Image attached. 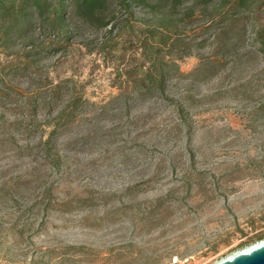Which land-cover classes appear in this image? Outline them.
<instances>
[{
  "label": "rangeland",
  "instance_id": "1",
  "mask_svg": "<svg viewBox=\"0 0 264 264\" xmlns=\"http://www.w3.org/2000/svg\"><path fill=\"white\" fill-rule=\"evenodd\" d=\"M131 11L139 34L150 16ZM185 24L190 56L163 94L126 74L127 32L104 55L83 44L105 31L79 26L66 56L34 68L13 55L22 40L0 52L22 64L0 88V183L23 177L0 203V264H214L264 240V4L227 28ZM71 86L82 104L48 157Z\"/></svg>",
  "mask_w": 264,
  "mask_h": 264
},
{
  "label": "trees",
  "instance_id": "2",
  "mask_svg": "<svg viewBox=\"0 0 264 264\" xmlns=\"http://www.w3.org/2000/svg\"><path fill=\"white\" fill-rule=\"evenodd\" d=\"M261 4H264V0H0V52L5 53L10 42L22 40L13 55L34 68L48 55L59 54V59L66 56L74 46L73 40L79 38V26L95 32L105 31L103 42L83 44L88 50L98 47L104 55H110L117 48L116 40L127 32V41H120L121 45L124 44L120 48L122 56L131 52L130 59L139 63L128 69L126 74H136L143 94H163L166 82L173 77L176 60L190 56L192 45L189 41H184L186 20H190L195 13H200L206 17L207 22L217 21L222 24L223 29L236 22L237 18H243L245 13L256 12ZM136 7L144 8L150 16L142 23L143 29L139 34L135 32V18L131 11ZM124 15L125 18L122 17ZM263 30L264 28L256 30L257 39L262 46ZM18 60L14 61L12 58L5 66H0L2 90L7 89L2 85L3 76L10 72L15 75L20 69L22 64ZM72 88L73 86L70 87L71 90ZM72 95L62 109L46 123L51 129L47 141L40 145L44 146L48 157L51 156V143L48 141L56 131L74 120L81 107L79 95L73 90ZM256 110L264 115V101ZM19 124L20 122L17 125ZM21 180L23 177L16 175L0 183V203L12 198L21 185ZM49 193L50 190L46 188L41 199H48ZM17 223L18 221L11 226H16Z\"/></svg>",
  "mask_w": 264,
  "mask_h": 264
},
{
  "label": "water",
  "instance_id": "3",
  "mask_svg": "<svg viewBox=\"0 0 264 264\" xmlns=\"http://www.w3.org/2000/svg\"><path fill=\"white\" fill-rule=\"evenodd\" d=\"M214 264H264V241L248 251H237Z\"/></svg>",
  "mask_w": 264,
  "mask_h": 264
},
{
  "label": "bare ground",
  "instance_id": "4",
  "mask_svg": "<svg viewBox=\"0 0 264 264\" xmlns=\"http://www.w3.org/2000/svg\"><path fill=\"white\" fill-rule=\"evenodd\" d=\"M264 240H262V241H259V242H257L256 244H254V245H258V244H260L261 242H263ZM254 245H251V246H249V247H246L245 249H243L244 251H248L251 247H253Z\"/></svg>",
  "mask_w": 264,
  "mask_h": 264
}]
</instances>
